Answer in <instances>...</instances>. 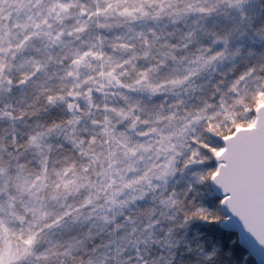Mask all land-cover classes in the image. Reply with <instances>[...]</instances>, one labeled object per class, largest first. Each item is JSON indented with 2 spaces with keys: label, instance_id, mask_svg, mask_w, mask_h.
<instances>
[{
  "label": "snow or ice",
  "instance_id": "snow-or-ice-1",
  "mask_svg": "<svg viewBox=\"0 0 264 264\" xmlns=\"http://www.w3.org/2000/svg\"><path fill=\"white\" fill-rule=\"evenodd\" d=\"M0 264H264V0H0Z\"/></svg>",
  "mask_w": 264,
  "mask_h": 264
},
{
  "label": "trees",
  "instance_id": "trees-1",
  "mask_svg": "<svg viewBox=\"0 0 264 264\" xmlns=\"http://www.w3.org/2000/svg\"><path fill=\"white\" fill-rule=\"evenodd\" d=\"M227 238L223 239V240H218L217 243L218 244H222L224 247H227Z\"/></svg>",
  "mask_w": 264,
  "mask_h": 264
}]
</instances>
